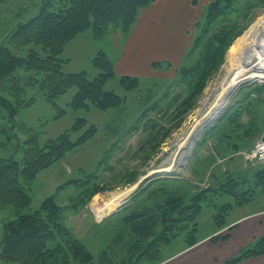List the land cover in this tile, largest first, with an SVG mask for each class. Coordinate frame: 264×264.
Wrapping results in <instances>:
<instances>
[{
  "label": "trees",
  "instance_id": "trees-1",
  "mask_svg": "<svg viewBox=\"0 0 264 264\" xmlns=\"http://www.w3.org/2000/svg\"><path fill=\"white\" fill-rule=\"evenodd\" d=\"M7 1L10 0H0V4ZM156 1L26 0L22 7L29 13L28 17L19 21L0 43V211L8 216L2 223L0 241L3 264H154L152 260L158 259L160 249L179 236H184L189 247L200 243L197 219L203 207L211 208L218 231H222L235 208L253 202L259 194L264 195L263 164L237 175L226 173L223 178H214L215 182L205 189L191 190L194 185L184 179L186 186L176 178L160 179V184L151 181L121 211L111 216L120 215L122 226L112 239L114 246L109 244L99 255L92 253L76 236L68 221L70 212L77 211L74 213L77 214L95 195L110 190L98 183L97 170L84 178L71 180L61 186L57 195L34 205L35 183L40 173L94 139L99 127L79 117L70 129L43 141L44 132L29 127L20 118L21 112L32 107L41 94L58 111L55 118L60 119L66 110L58 101L71 90L74 94L69 106L74 111L108 112L120 108L125 98L107 90V84L117 76L116 62L101 50L92 59V74L88 70L68 71L65 66L70 59L64 57L66 46L89 30L96 41L119 31L128 36L140 12ZM237 1L214 0L205 6L200 18L203 22L196 25L198 34L185 56V64L177 71L176 83L161 91L151 90L146 96L145 109L127 130L146 132L138 151L142 154L149 148L146 159L157 152L163 140L180 126L185 114L196 106L208 81L223 63L229 46L244 31L242 24L246 19L241 16L247 14L231 19L238 10L234 6ZM250 8L252 6L247 5L246 11ZM172 66L171 62H164L165 68ZM153 67L161 71L163 61L155 62ZM120 78L126 89L139 88V78L129 75ZM176 87L178 91L164 111L162 103ZM254 91L264 93V88L258 86ZM258 103L260 106L264 101ZM250 104L246 107L232 104L224 120L229 118L233 129L255 138L264 116L251 115ZM153 112L161 119L152 117ZM243 116L250 119L246 124L240 123ZM216 129L218 127L208 134L213 135ZM123 136L124 133L116 134L115 141L109 142L100 165L108 161ZM128 174L126 183L137 180V171ZM173 185L176 189H167ZM70 187L74 188L71 195L67 193ZM61 193L67 194L63 201L59 198ZM226 197H232V202L223 201L228 199ZM228 237L213 236L211 242ZM120 248L126 251L125 256L116 262L111 251ZM261 255H264V236L224 264H239Z\"/></svg>",
  "mask_w": 264,
  "mask_h": 264
},
{
  "label": "rangeland",
  "instance_id": "rangeland-1",
  "mask_svg": "<svg viewBox=\"0 0 264 264\" xmlns=\"http://www.w3.org/2000/svg\"><path fill=\"white\" fill-rule=\"evenodd\" d=\"M25 1L26 0H10L7 1V3L0 4V34L3 31V33L7 35L19 21L28 17L29 13L27 14L22 7L26 5ZM249 4L252 8L246 11L247 5ZM234 6H236L238 10L231 16L232 20L240 17V14H247L245 17L241 16V19H246L242 24L244 31L240 36L236 37L229 46L223 63L219 67L217 73L208 81L196 106L185 114L180 122V126L177 129H173L172 133L160 144L157 152L152 154L149 159L145 157L146 151L150 153L149 148L142 154H138L146 138V132L142 130L128 132V128L140 117L141 112L145 109V100L148 97L149 91H161L164 90L167 85L176 83L177 71L185 64L187 57L176 58V63L168 68L164 67V62L167 60H163L162 72L153 67V69L157 71L153 73V77L147 75H130L131 77L140 79L139 88L135 90H128L121 84L120 77L126 74L118 72L117 76L107 84V90L115 91L118 95L125 98L123 105L118 109H113L108 112H101L97 109H92L91 111H74L69 106V102L74 94V90H71L58 101L59 105L66 110L65 116L60 119L55 118L58 111L54 109L41 94L37 96V101L32 107L24 109L21 112L20 118L29 127H34L44 132L42 140L56 138L61 133L70 129L75 120L79 117L86 118L89 125L95 124L99 127V133L94 139L90 140L82 147L69 152L62 161L40 173L35 183L34 199V205L38 206L36 203L38 199L55 196L60 191L62 185L69 183L73 179L84 178L86 175H91L97 170L99 172L98 183L108 186L110 190L98 193L90 200L84 209L78 212V214H74L77 212L74 211L70 212L71 214L68 216V221L72 223L76 236L79 237L95 255H99L109 244L110 247L114 246L111 244L112 239L115 236V232L121 228L122 223L120 221V215L118 217L111 216L121 211L126 206V203L151 181H156L157 183L160 179L176 178L179 179L177 181H181L182 184L185 185L184 181H182V179H184L194 185V187H191V190H195L196 188L205 189L215 182L213 181L214 178H223L226 176V173L237 175L240 171L252 170L248 168L255 166L256 168L257 166L260 167L259 165H252L249 163L246 156L252 150L248 148L251 146L254 147L257 140L264 138V122H261V127L257 123L260 128V133L254 138L246 135L245 132L236 131L230 126L231 124L228 122L229 118L226 121L224 119L228 113L231 112L230 106H232V104L240 103V105L246 107L251 101L254 102L250 104L252 110L251 115L262 118L264 116L262 105L264 104L258 106V101H264V93L255 92L254 89L258 86L264 88V80H254L239 86L227 104L217 113L213 120L206 123L208 119L205 118L209 112L212 113L211 105L214 102L213 95L215 88L221 85V81H223L230 70L229 60L236 43L264 16V0H238ZM31 9H33V7H31ZM203 11L200 10L199 12L203 14ZM197 20L201 21V23L203 22V19H200V17L197 18ZM90 32L92 34V30H89L87 33L79 34L66 46L64 57L70 59L68 66H65L68 71L79 72L88 70L90 71L89 73H91V71H93L92 59L101 50H104L114 62H118V60L121 59L123 53L120 44L123 42H120L117 38L120 34L124 37L123 33L120 31L119 33H110L104 39L96 41L91 37ZM197 34L198 31L196 30L193 38H195ZM190 43L192 46L193 41ZM181 44L183 45L184 41H182ZM23 54L26 53L24 52ZM177 91L178 88L176 87L174 93H170L168 98L162 103L164 111L168 102L173 100L172 98ZM174 110L175 106H173L172 112ZM154 116L161 119V116H158L155 112L152 113V117ZM199 119H201L202 124L205 123L203 126L202 124L199 126L197 130L199 133L196 132L194 137L189 138L183 148H178L181 138H183L192 127H196V122ZM249 120V117L243 116L240 123L246 124ZM0 124H2V120ZM215 127H218L213 133L215 136L208 134ZM122 129L125 130L122 131ZM123 133L124 136L121 137L122 139L118 143V147L111 152V157H109L108 161L100 165L109 142L115 141L116 134L122 135ZM173 146H176V149H174ZM162 169H166L167 171L155 173L146 180H143L142 183H139L142 178ZM133 171H137L138 173L137 180L130 184L126 183L125 181L129 175L128 173ZM160 183L161 182L158 184ZM135 185V190L114 210L110 212L105 210L104 214L99 213V205H96L95 202L100 199L103 200L104 198L102 197L105 195L121 192ZM169 188L167 189H176V185ZM73 191L74 188L70 187L67 193L71 195ZM66 197V193H61L59 196L62 201L65 200ZM226 198L228 199L223 201L232 202V197ZM260 210H264L263 194H259L253 202L243 207L235 208L230 216L227 217L226 222L228 226L224 228V230L227 231L230 229L232 226L231 223L235 222L242 215ZM1 214L4 213L0 211V240L3 236ZM197 222L199 224L200 232L198 238L200 242L212 233L213 236L227 235L226 232L220 234L223 231H218L210 207H203ZM195 246L196 245L192 247L187 246L184 236H179L172 243L162 247L158 254V259H155L156 261L152 260V263L164 264L166 260L171 258L174 254L188 249L190 250ZM226 247V243L222 242H220V245L216 246L218 252H221L222 248ZM199 248L201 249H196L198 251H194L195 256H197L199 252L203 253L204 246L202 245ZM216 248L214 247V250ZM125 252L126 251L121 248L118 251H111L115 256V258L113 257L115 261L116 259L123 258ZM186 256L187 255H184V257Z\"/></svg>",
  "mask_w": 264,
  "mask_h": 264
},
{
  "label": "crops",
  "instance_id": "crops-1",
  "mask_svg": "<svg viewBox=\"0 0 264 264\" xmlns=\"http://www.w3.org/2000/svg\"><path fill=\"white\" fill-rule=\"evenodd\" d=\"M213 1L157 0L150 7L143 9L130 34L124 37L120 34L117 38L123 42L120 44L123 54L121 59L116 61V72L129 76L153 77V73L157 72L153 69L155 62L167 60L174 65L176 58L185 57L191 46L190 42L194 40L196 25L199 22L197 18H201L202 15L199 11H203L205 6ZM4 37L5 34L2 31L0 43ZM182 41H184L183 45ZM44 199L40 198L36 203L41 204ZM3 213L1 214L2 223L8 217L7 213ZM69 225L75 233L71 222ZM231 225L230 229L227 231L223 229L220 233L226 232L229 235L226 240L212 243V233L194 248L174 254L173 258H169L164 264L226 263L264 236V210L244 214ZM220 242L226 243L227 247L218 252L216 246L220 245ZM202 245L203 253L199 252L195 256L194 251L201 249L199 247ZM184 255L187 256L184 257ZM0 264L3 263L0 261ZM239 264H264V255L245 259Z\"/></svg>",
  "mask_w": 264,
  "mask_h": 264
},
{
  "label": "bare ground",
  "instance_id": "bare-ground-1",
  "mask_svg": "<svg viewBox=\"0 0 264 264\" xmlns=\"http://www.w3.org/2000/svg\"><path fill=\"white\" fill-rule=\"evenodd\" d=\"M229 63L230 70L228 74L223 81H221V85L214 90V102L211 105L212 113L209 112V114L205 116V118L208 119L206 123L216 117L217 113L223 109L241 83L264 80V16L249 29L242 39L238 40L230 56ZM196 124L195 128L192 127L188 133L181 138L178 148H183L189 138L195 136L199 126L202 124L201 119L197 120ZM204 124H202V126ZM166 171V169H162L154 173ZM135 188L136 185L124 191L115 192L111 195L102 197L104 198L103 200L100 199L95 202L96 205H99V213L104 214L105 210L109 212L114 210L135 190Z\"/></svg>",
  "mask_w": 264,
  "mask_h": 264
},
{
  "label": "built area",
  "instance_id": "built-area-1",
  "mask_svg": "<svg viewBox=\"0 0 264 264\" xmlns=\"http://www.w3.org/2000/svg\"><path fill=\"white\" fill-rule=\"evenodd\" d=\"M246 157L247 161L252 165L264 164V138L256 141L253 149Z\"/></svg>",
  "mask_w": 264,
  "mask_h": 264
},
{
  "label": "water",
  "instance_id": "water-1",
  "mask_svg": "<svg viewBox=\"0 0 264 264\" xmlns=\"http://www.w3.org/2000/svg\"><path fill=\"white\" fill-rule=\"evenodd\" d=\"M246 83H247V82H243V83H241L240 86H242L243 84H246ZM173 148L176 149V146H173ZM153 174H155V173H151V174H149L148 176L142 178V179H141V182H139V183H142L143 180H146L147 178H149V177H150L151 175H153Z\"/></svg>",
  "mask_w": 264,
  "mask_h": 264
}]
</instances>
